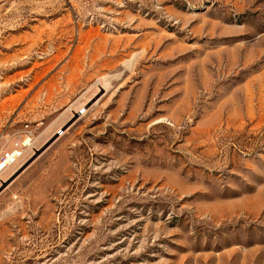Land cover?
I'll return each instance as SVG.
<instances>
[{"label":"rangeland","instance_id":"obj_1","mask_svg":"<svg viewBox=\"0 0 264 264\" xmlns=\"http://www.w3.org/2000/svg\"><path fill=\"white\" fill-rule=\"evenodd\" d=\"M0 264H264V0H0Z\"/></svg>","mask_w":264,"mask_h":264},{"label":"built area","instance_id":"obj_2","mask_svg":"<svg viewBox=\"0 0 264 264\" xmlns=\"http://www.w3.org/2000/svg\"><path fill=\"white\" fill-rule=\"evenodd\" d=\"M36 140V129L26 124L10 146L5 147L0 154V176L11 166L17 164L28 150L33 148Z\"/></svg>","mask_w":264,"mask_h":264}]
</instances>
